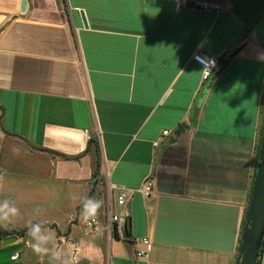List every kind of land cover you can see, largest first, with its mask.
<instances>
[{"label":"crops","instance_id":"0c3cea01","mask_svg":"<svg viewBox=\"0 0 264 264\" xmlns=\"http://www.w3.org/2000/svg\"><path fill=\"white\" fill-rule=\"evenodd\" d=\"M190 1L227 11L0 0V201L20 213L0 226L20 234L0 239V264L238 263L264 127V0ZM196 52L219 59L206 83ZM108 192L127 195L111 242L80 217ZM30 220L62 261L34 254Z\"/></svg>","mask_w":264,"mask_h":264},{"label":"built area","instance_id":"2783aa9c","mask_svg":"<svg viewBox=\"0 0 264 264\" xmlns=\"http://www.w3.org/2000/svg\"><path fill=\"white\" fill-rule=\"evenodd\" d=\"M176 3L182 8H189L199 12L212 11L217 14H222L227 9L219 4H215L212 2L206 1H190V0H175ZM193 60L201 66L203 69V82H208L214 70L219 64L218 58H210L204 56L201 52H196L193 55ZM170 132L164 131L162 133L163 137H169ZM159 146V141L154 143V147ZM114 187L111 188V191H114ZM153 192V181L151 179H147L142 188L141 193L145 198H149ZM127 204V195L125 193H120L115 195L114 192H108L103 199V208L101 212H99L97 218L94 221H90L85 224V227L94 233H102L107 238L108 242H111L119 237L120 226L122 223H125L127 220L123 216L117 214L116 209L120 207H124ZM142 243L150 249L151 242L148 239H143ZM148 251H143L138 253L139 258H144L147 256ZM20 257L19 253H16L12 260L16 261Z\"/></svg>","mask_w":264,"mask_h":264},{"label":"clouds","instance_id":"9594fccd","mask_svg":"<svg viewBox=\"0 0 264 264\" xmlns=\"http://www.w3.org/2000/svg\"><path fill=\"white\" fill-rule=\"evenodd\" d=\"M14 151L16 150L14 149ZM102 206V200L91 197L83 199L81 201V220L85 224L94 221ZM34 211L39 214L40 210L37 208ZM19 214V209L14 202L8 199L0 201V226L7 227ZM27 236L29 237V247L38 257L43 259L47 256L50 262L62 261L63 251L56 244V234L52 229L46 227L43 222L28 221ZM63 264H66V262H63Z\"/></svg>","mask_w":264,"mask_h":264},{"label":"water","instance_id":"95a60500","mask_svg":"<svg viewBox=\"0 0 264 264\" xmlns=\"http://www.w3.org/2000/svg\"><path fill=\"white\" fill-rule=\"evenodd\" d=\"M23 0L21 11H26ZM84 25H86L83 17ZM264 238V127L258 157L256 177L253 182L250 205L237 264H257ZM14 241V240H10Z\"/></svg>","mask_w":264,"mask_h":264},{"label":"trees","instance_id":"16d2710c","mask_svg":"<svg viewBox=\"0 0 264 264\" xmlns=\"http://www.w3.org/2000/svg\"><path fill=\"white\" fill-rule=\"evenodd\" d=\"M92 144L96 147L97 151H99V144L97 143V141H92ZM260 144H261V140L259 142V146H258V150H257V155L259 156V151H260ZM256 172H257V169H255V174H254V180H255V177H256ZM253 180V182H254ZM126 229H127V233H128V230H129V226H126ZM14 235H20L19 233L17 234V232H0V239L2 238H7V237H12ZM119 237L117 236L116 239H118ZM262 255V248L260 249V255H259V259H258V262L257 264H259V261H260V257Z\"/></svg>","mask_w":264,"mask_h":264},{"label":"rangeland","instance_id":"374dc122","mask_svg":"<svg viewBox=\"0 0 264 264\" xmlns=\"http://www.w3.org/2000/svg\"><path fill=\"white\" fill-rule=\"evenodd\" d=\"M107 264V263H106Z\"/></svg>","mask_w":264,"mask_h":264}]
</instances>
